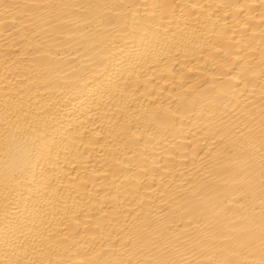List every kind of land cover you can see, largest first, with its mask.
<instances>
[{
  "label": "bare ground",
  "instance_id": "bare-ground-1",
  "mask_svg": "<svg viewBox=\"0 0 264 264\" xmlns=\"http://www.w3.org/2000/svg\"><path fill=\"white\" fill-rule=\"evenodd\" d=\"M0 264H264V0H0Z\"/></svg>",
  "mask_w": 264,
  "mask_h": 264
}]
</instances>
